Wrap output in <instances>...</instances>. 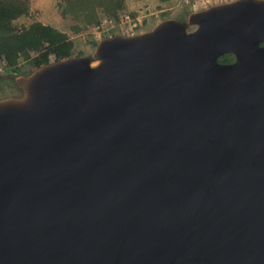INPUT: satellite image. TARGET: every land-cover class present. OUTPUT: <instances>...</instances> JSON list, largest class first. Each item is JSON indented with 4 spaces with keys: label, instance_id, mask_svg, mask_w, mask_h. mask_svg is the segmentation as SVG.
I'll return each mask as SVG.
<instances>
[{
    "label": "water",
    "instance_id": "obj_1",
    "mask_svg": "<svg viewBox=\"0 0 264 264\" xmlns=\"http://www.w3.org/2000/svg\"><path fill=\"white\" fill-rule=\"evenodd\" d=\"M262 42L234 0L16 77L0 264H264Z\"/></svg>",
    "mask_w": 264,
    "mask_h": 264
},
{
    "label": "rangeland",
    "instance_id": "obj_2",
    "mask_svg": "<svg viewBox=\"0 0 264 264\" xmlns=\"http://www.w3.org/2000/svg\"><path fill=\"white\" fill-rule=\"evenodd\" d=\"M231 1L234 0H124V7L118 10L116 19L103 18L98 25H93L80 12L63 13L62 0H28L27 14L20 15L13 23L17 27L33 21L49 24L67 34L72 45V56H86L92 54L95 47L93 42L104 37L140 34L151 30L164 19L185 20L192 12ZM17 67V72L7 69L0 52V99L21 94L15 79L28 75L30 66L21 57Z\"/></svg>",
    "mask_w": 264,
    "mask_h": 264
},
{
    "label": "trees",
    "instance_id": "obj_3",
    "mask_svg": "<svg viewBox=\"0 0 264 264\" xmlns=\"http://www.w3.org/2000/svg\"><path fill=\"white\" fill-rule=\"evenodd\" d=\"M62 12L84 14L88 23L98 25L103 18H117L124 7V0H62ZM28 0H0V52L7 69L18 71L22 57L30 66L29 72L51 61L73 55L71 42L65 32L49 24L33 21L17 27L13 21L27 14ZM97 42H93V46ZM231 53L218 57L220 62H231Z\"/></svg>",
    "mask_w": 264,
    "mask_h": 264
},
{
    "label": "flooded vegetation",
    "instance_id": "obj_4",
    "mask_svg": "<svg viewBox=\"0 0 264 264\" xmlns=\"http://www.w3.org/2000/svg\"><path fill=\"white\" fill-rule=\"evenodd\" d=\"M261 44H264L263 42ZM234 57V56H233ZM234 59V58H233ZM233 61V60H232Z\"/></svg>",
    "mask_w": 264,
    "mask_h": 264
}]
</instances>
